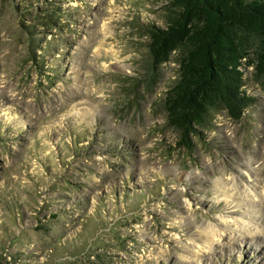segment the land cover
<instances>
[{"label":"rangeland","instance_id":"374dc122","mask_svg":"<svg viewBox=\"0 0 264 264\" xmlns=\"http://www.w3.org/2000/svg\"><path fill=\"white\" fill-rule=\"evenodd\" d=\"M169 1L0 0V264H264V75L186 147Z\"/></svg>","mask_w":264,"mask_h":264},{"label":"trees","instance_id":"16d2710c","mask_svg":"<svg viewBox=\"0 0 264 264\" xmlns=\"http://www.w3.org/2000/svg\"><path fill=\"white\" fill-rule=\"evenodd\" d=\"M164 18L147 30L148 50L154 63L178 55L166 121L191 147L216 107L239 118L251 102L242 86L245 69L264 75V0H170Z\"/></svg>","mask_w":264,"mask_h":264},{"label":"bare ground","instance_id":"6f19581e","mask_svg":"<svg viewBox=\"0 0 264 264\" xmlns=\"http://www.w3.org/2000/svg\"><path fill=\"white\" fill-rule=\"evenodd\" d=\"M215 185H217L219 188H220V190L223 192V196H224V198H230L231 197V193H228L229 192V188L230 189H235V190H238V184H237V182H235L234 180H233V182L229 185L230 187H226V186H223V180L221 179V178H217V179H215ZM225 184V183H224ZM218 188V189H219ZM222 221H224V219H222ZM204 228V227H203ZM199 229V230H196L195 231V234L198 236V237H200V236H203V232L205 233L207 230V228L206 229Z\"/></svg>","mask_w":264,"mask_h":264}]
</instances>
